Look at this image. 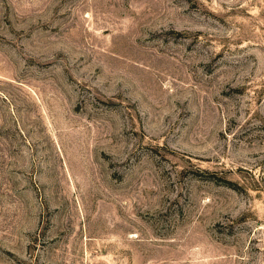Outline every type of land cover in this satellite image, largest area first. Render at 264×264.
I'll use <instances>...</instances> for the list:
<instances>
[{
  "label": "rangeland",
  "instance_id": "1",
  "mask_svg": "<svg viewBox=\"0 0 264 264\" xmlns=\"http://www.w3.org/2000/svg\"><path fill=\"white\" fill-rule=\"evenodd\" d=\"M0 264H264V0H0Z\"/></svg>",
  "mask_w": 264,
  "mask_h": 264
}]
</instances>
